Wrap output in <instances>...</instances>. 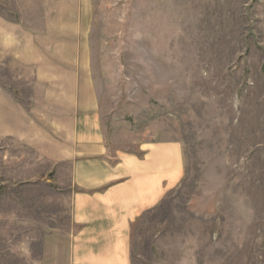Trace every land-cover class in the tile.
<instances>
[{
	"label": "rangeland",
	"instance_id": "obj_1",
	"mask_svg": "<svg viewBox=\"0 0 264 264\" xmlns=\"http://www.w3.org/2000/svg\"><path fill=\"white\" fill-rule=\"evenodd\" d=\"M20 1L0 0V18L37 14ZM76 3L79 49L104 67L112 151L182 145V181L132 228L133 264H264V0ZM5 156L0 264H38L44 238L71 230L69 195L15 182L22 156L9 170Z\"/></svg>",
	"mask_w": 264,
	"mask_h": 264
},
{
	"label": "crops",
	"instance_id": "obj_2",
	"mask_svg": "<svg viewBox=\"0 0 264 264\" xmlns=\"http://www.w3.org/2000/svg\"><path fill=\"white\" fill-rule=\"evenodd\" d=\"M17 3L37 14L20 23L0 18V154L8 170L11 154H21L15 182L34 176L69 195L71 230L44 238L38 264H133L132 228L182 181V145L145 141L135 152L112 151L104 67L79 49V3Z\"/></svg>",
	"mask_w": 264,
	"mask_h": 264
}]
</instances>
